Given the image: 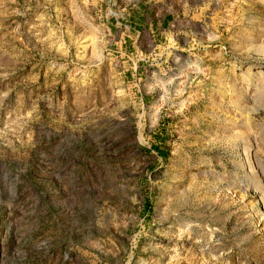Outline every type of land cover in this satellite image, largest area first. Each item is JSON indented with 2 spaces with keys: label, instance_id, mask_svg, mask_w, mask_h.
Wrapping results in <instances>:
<instances>
[{
  "label": "rangeland",
  "instance_id": "374dc122",
  "mask_svg": "<svg viewBox=\"0 0 264 264\" xmlns=\"http://www.w3.org/2000/svg\"><path fill=\"white\" fill-rule=\"evenodd\" d=\"M119 1L0 0V264H264V0Z\"/></svg>",
  "mask_w": 264,
  "mask_h": 264
},
{
  "label": "crops",
  "instance_id": "0c3cea01",
  "mask_svg": "<svg viewBox=\"0 0 264 264\" xmlns=\"http://www.w3.org/2000/svg\"><path fill=\"white\" fill-rule=\"evenodd\" d=\"M132 0H120L117 6V14L119 15V20H117V25H121L119 29L123 32V37L128 38L127 45L130 46H139V34L143 32L144 25L153 24V18L151 17L150 8H154L156 6V2H148L145 1L143 4H147L146 7L140 8L136 4H130L129 2ZM155 1V0H154ZM169 16V15H168ZM165 21V17L161 18V20L156 21V25L159 28L161 24ZM121 44L125 43V40L120 41Z\"/></svg>",
  "mask_w": 264,
  "mask_h": 264
}]
</instances>
